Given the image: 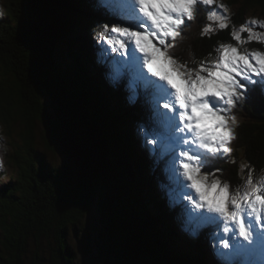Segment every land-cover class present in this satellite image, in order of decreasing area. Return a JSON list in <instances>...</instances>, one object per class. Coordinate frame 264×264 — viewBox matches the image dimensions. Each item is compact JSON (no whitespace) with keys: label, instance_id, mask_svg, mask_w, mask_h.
Masks as SVG:
<instances>
[{"label":"trees","instance_id":"obj_1","mask_svg":"<svg viewBox=\"0 0 264 264\" xmlns=\"http://www.w3.org/2000/svg\"><path fill=\"white\" fill-rule=\"evenodd\" d=\"M96 3L6 0L0 18V70L11 79L0 83V115L7 122L18 116L27 156L12 157L18 179L0 190V264H23L31 240L48 244L51 264L221 262L224 257L209 248L218 246L217 239L208 232L191 237L176 220L161 189L168 180L163 162L150 157L137 139L148 122L144 99L139 95L129 104L126 84L117 89L101 72L95 42L103 26H111V17ZM251 7L264 14V0H242L232 19L235 26ZM206 9L198 7L169 50L189 68L213 61L220 43L235 42L230 27L202 35L212 23ZM44 97L55 115L45 110ZM238 106L244 120L236 129L233 154L240 152L247 167L240 170L236 158L219 159L209 168L220 169L218 177L235 190L250 170L254 181L264 173L260 88L250 99L242 97ZM38 123L46 148L65 156L62 167L35 155ZM92 208L100 225L96 253L89 263L78 262L68 244L69 231Z\"/></svg>","mask_w":264,"mask_h":264},{"label":"snow or ice","instance_id":"obj_2","mask_svg":"<svg viewBox=\"0 0 264 264\" xmlns=\"http://www.w3.org/2000/svg\"><path fill=\"white\" fill-rule=\"evenodd\" d=\"M183 2L187 5V11L166 13L172 20L177 21L169 25L171 34H166L163 30L153 27L151 20L141 10L139 0H97L95 6L107 11L111 17V33L115 34H109L107 23L104 25L105 30L97 34L101 45L96 48V51L101 54L99 67L117 89L128 81L135 85L134 91L131 88L128 90L129 104H135L138 95L144 99L148 122L142 126L143 135H138L137 139L144 144L145 148L149 144L153 145L149 149L153 153V159L163 162L168 180L167 183L161 185V189L184 231L194 238L199 237L203 232H208L211 239H218L220 255L226 258L218 264H242L245 257H249L248 264H252L251 258L256 255L257 249L264 256V210L250 214L252 209L248 205L254 199L251 194L253 187L257 189L255 194L264 199V190H260L264 189V181L254 182L250 170L245 182L237 186L236 191H232V186L228 181H221L220 178L215 177L214 172H209L207 169L211 168L217 160L232 152L230 144L236 139L235 117L229 115L231 112L228 111L229 105L234 108L236 102L242 98V94L244 99H250L256 86L260 88L261 95H264V52L241 51L231 43H220L216 49L218 55L213 61L201 62L198 68H191L193 72L199 70V75L206 79H211L209 72L217 70L226 72L228 76L226 87L229 94L221 95L219 98L209 94L204 97V100L207 101L210 109L223 119L228 135L226 139L214 143L211 151L198 147L194 143H182L192 133L188 132L184 136L176 134V129L180 127L177 114L181 109L175 105V89L155 74L151 53H158L163 59L171 61L173 68L180 66L181 71L189 68L169 55L168 50L174 46L169 41H175L181 35L182 26L186 21L195 18L199 5L211 6L216 3V0H183ZM219 7L227 11L226 5L221 4ZM206 10L208 20L216 23L219 29L223 30L228 27L227 17L223 16L218 9ZM253 25L264 27V22L253 19L242 24L239 30L234 29L232 39L242 43L244 41L241 34L247 32L248 42L264 41V34H258L253 29ZM117 28L126 29L129 33L146 35L150 48L138 47L131 37H120L118 32L113 31ZM211 31H213L212 23H209L203 28L202 35ZM114 38L120 39L119 46ZM111 53H119V55ZM165 102H170L171 112L168 107L163 106ZM183 153H187V156ZM188 157L194 159H188ZM185 165L195 170L194 179L184 175ZM243 167L247 165H242ZM215 171H220V169L217 168ZM208 177L216 180L220 187L226 186L230 196L237 197V202L241 205L238 212L240 224L244 229L243 234L240 233L234 221L226 223L221 214L201 203L194 180L199 182L203 178L205 183H209ZM245 197L248 203H245ZM226 207L229 213L234 211L231 203H228ZM221 224H223V232L227 234V238L223 235L219 238L211 235L212 227L219 229ZM261 264H264V261Z\"/></svg>","mask_w":264,"mask_h":264},{"label":"clouds","instance_id":"obj_3","mask_svg":"<svg viewBox=\"0 0 264 264\" xmlns=\"http://www.w3.org/2000/svg\"><path fill=\"white\" fill-rule=\"evenodd\" d=\"M141 10L151 20L153 27L157 30H163L166 34H171L169 31V25L177 23L171 19L167 12L180 13L187 11V5L183 0H139ZM105 30V26H103ZM114 32H118L120 37H131L135 40L138 47L142 49L150 48L147 42V36L140 33H129L126 29L117 28L113 29ZM115 43L119 46L121 41L118 38H114ZM153 65L159 63L164 67V71H157L154 68L155 74L166 80L174 89L175 105L178 106L181 111L177 114L180 127L176 129L177 135H186V133H192L191 136H187V139L182 143H194L198 147L207 148L209 151L213 150L212 145L219 143L221 140L227 138V130L224 128V121L221 117L213 112L204 97L209 94L215 95L219 98L221 95H228L229 90L226 87L228 83V76L226 72H209L211 79H206L199 75V70L193 72L191 68L181 71L180 66L173 68L172 62L165 60L158 53L152 52ZM234 62V61H233ZM195 76V78H193ZM228 103V101H224ZM170 102H165L164 107L169 108V112L172 108L169 107ZM233 106L229 105L228 111H231ZM229 119H233L229 117ZM3 137H0V170L4 168V152L7 150L6 145L2 142ZM187 156V153H183ZM188 159H194L188 157ZM184 175L189 178L195 177V170L188 165L184 166ZM209 183H205L203 178L199 182L194 180V186L197 188L201 203L221 214L226 223L235 222L239 227L240 233H244L243 226L240 224V215L238 210L241 209V205L237 202L235 195L230 196L227 187H220L216 180L212 177H208ZM260 181H264V176H261ZM264 190V189H260ZM257 189L252 188V199L248 205L252 211L250 214H255L257 211L264 210V199L257 196ZM245 203H248L247 197L244 198ZM231 203L234 211L229 213L226 205Z\"/></svg>","mask_w":264,"mask_h":264},{"label":"rangeland","instance_id":"obj_4","mask_svg":"<svg viewBox=\"0 0 264 264\" xmlns=\"http://www.w3.org/2000/svg\"><path fill=\"white\" fill-rule=\"evenodd\" d=\"M234 1V2H233ZM242 0H216V3L211 6H203L199 5L198 7L201 8H207L212 10H217L225 17H227L228 27H230L231 34L233 33L234 29L239 30L240 26L246 22H249L253 19L264 22V14L258 7H251L246 11V14L243 17V20L238 25L233 24V17H235L236 13L238 12V8L241 5ZM5 4L6 0H0V18L2 15H4L5 11ZM226 5L227 11H225L223 8H220V5ZM106 13H104L106 16H109L107 11L104 10ZM207 12V11H206ZM110 17V16H109ZM208 20V18H207ZM186 24V23H185ZM212 28L213 31L218 29V25L216 23L212 22ZM184 26V25H183ZM182 26V27H183ZM253 29L258 34H264V27H261L259 25H253ZM104 29L102 28V31ZM108 32L111 35H115L111 33V26L108 28ZM242 39L244 42L238 43L235 41L232 42L234 46H236L241 51H255L259 50L261 52H264V41H257L253 40L251 42L247 41L248 33L244 32L241 34ZM232 36V35H231ZM177 38L175 41L170 40L169 42L172 44L177 43ZM96 47H100L99 40L95 42ZM103 47H107V45H103ZM170 50V49H169ZM168 50L169 55L171 56V52ZM109 52L111 50L109 49ZM112 55H119V53H111ZM101 55V54H100ZM155 70L157 71H164V67L161 66L159 63L154 65ZM255 78V77H254ZM11 79L9 76H3V71L0 70V83H7V80ZM126 87L128 89L135 90V85L128 81L125 83ZM0 86H4L3 84H0ZM122 86V85H121ZM139 96V95H138ZM137 96V98H138ZM125 97H128V93L125 95ZM243 97V94H242ZM43 105L45 107V110L53 116V111L50 106L49 100L44 97L43 98ZM128 102V101H127ZM142 101H140L141 103ZM238 102L242 103V98L236 102V106L232 108L229 115L235 117V127L234 131L236 134L237 126L243 122L244 118L242 117L241 113H239L240 107L238 106ZM145 106V104H143ZM55 115V114H54ZM18 116H15L13 120H10L9 122L5 121L4 117L0 115V137H3V143L6 145V151L4 152V168L3 170H0V190L5 189V187L9 186V184L14 185L18 179V168L15 165L14 161L12 160V157L14 155H18V157H25L26 154V148L24 147V141L22 137L23 129L21 124L18 122ZM35 135L36 139L34 141L33 149L36 153L35 155L37 157H43L46 162L52 166V167H62L66 164V158L65 156L59 151H50L45 146L44 136L42 132V126L38 123L35 126ZM235 141H232L230 144V147L232 148V152L228 154L226 157L221 158L222 160H230V159H238V164L240 170H245L246 167L242 168V165H245L243 159L241 158V153L239 152L236 157H234V145ZM143 148H145L144 144L140 141L139 142ZM153 147V145L149 144L147 146L148 153L150 157H153V153L149 150ZM209 172H214L215 177H218V171H215V169H207ZM261 176H264V173L261 175L255 176V181L258 182L261 178ZM221 179V177H218ZM253 178V177H252ZM223 181V179H221ZM191 191V190H187ZM232 191H236L235 189H232ZM194 195V193H193ZM167 204V203H165ZM99 220L98 215L95 208L91 209V212L89 215L84 217V219L81 221V223L76 228H70L69 236H68V244L71 247L72 251L75 254L76 259L78 262H86L89 263L93 256L96 253V248L98 245V232H99ZM232 227V225H230ZM214 231V237L219 238L220 236H225L227 238V234L223 232V224H221V227L219 229L215 228V226L212 227V230ZM206 234V233H204ZM1 238V237H0ZM218 240V239H217ZM211 241V240H210ZM219 245V240H218ZM209 248L212 251L213 255H217L220 258L222 257L220 255L221 249L218 246H215V248ZM215 252V253H214ZM39 257V258H38ZM226 259V258H224ZM252 264H261L262 261H264V256L261 255L259 249H257V253L254 257L251 258ZM50 252L48 249V244L45 241H40L38 245L31 240L27 247V253L23 259V264H51L50 263ZM249 257H245L242 261V264H248ZM219 261L216 262V264Z\"/></svg>","mask_w":264,"mask_h":264}]
</instances>
